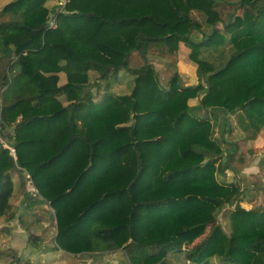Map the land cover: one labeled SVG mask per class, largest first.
Masks as SVG:
<instances>
[{"label":"trees","instance_id":"16d2710c","mask_svg":"<svg viewBox=\"0 0 264 264\" xmlns=\"http://www.w3.org/2000/svg\"><path fill=\"white\" fill-rule=\"evenodd\" d=\"M49 1L0 10V137L16 151L0 140V216L15 215L19 172L55 211L58 250L123 251L131 264H264V209L217 178L227 167L210 116L242 112L264 128V0ZM182 46L199 82L183 86L174 71L164 86L150 56ZM68 62L77 67L63 82ZM90 71L99 99L80 94ZM122 72L133 76L127 94L111 90Z\"/></svg>","mask_w":264,"mask_h":264},{"label":"rangeland","instance_id":"374dc122","mask_svg":"<svg viewBox=\"0 0 264 264\" xmlns=\"http://www.w3.org/2000/svg\"><path fill=\"white\" fill-rule=\"evenodd\" d=\"M10 1H12V0H0V10ZM58 3H61V0L60 1L59 0H50L48 2L49 6L51 8L54 7V5H56ZM226 9H228V8H226ZM224 11H225V8H224ZM194 16L196 18L201 19V15H199V13H195ZM5 19H7V18L6 17H0V21H3ZM189 54H190V49L186 48L185 46H182L180 48L179 52H177V54H175V55H169V56L167 55L164 58L156 56V55L150 56V61L155 65L158 77L164 86H167V84H168L171 76L173 75L174 71L179 72L180 77H181V84L183 86L195 85L199 82V78L197 75V64L194 63L193 61H191ZM142 64H143V59L139 55V53H137V52L133 53L131 56V66L132 67H140ZM70 66H73V67H70ZM76 67L77 66L75 64H73L72 62H68V64L64 68V70L61 72V77H62L63 82H65V80H66L67 69H69V68L75 69ZM97 77H98L97 72L90 71V80H91L90 85L88 88H85V90H82L80 92L81 95L84 94L88 89H90L96 95V99H99L102 97L103 93H101L98 96L99 90H98V85L96 83ZM132 81H133V76L131 74L122 72L120 75V80L116 83H112L111 90L117 94L130 93ZM190 104L192 106L198 105V101L192 100L190 102ZM201 113H203V112H201ZM229 114L227 116L224 111H211V113H210V116H211L212 122H213L214 139H216V142H218L220 144V146L222 147L223 153H226L227 149L229 147V144H228L229 142L225 140L226 138L224 139L223 134H225L226 137H228V140H230V141L233 140V141L238 142V141H240V139L242 137H244L243 138L244 140L248 141L246 138L247 133L245 131L251 130L245 116L244 117L242 116V118H241L242 121L238 122V119H237L238 113H235V114L229 113ZM241 115H244V113L240 112V116ZM226 120L228 122V125H226ZM246 124H248V128L245 127ZM233 133H234V135H233ZM262 136H263L262 137L263 139H261V141L258 144L259 147H257L260 149V151H259V149L253 148V149H250L247 152H245L244 148L241 149V154L243 156V159L241 160V162H243V161H245V162L247 161V162L241 163V164L239 163V165H237L238 164L237 162L234 163V165L237 167L236 168L238 171L237 175L240 174L242 176H239V177L236 176V178L233 181H230V183H232V182L240 183L241 188L244 189V191H245V196L243 198V199H245V202H246L245 204L249 208H251L249 202L247 201L248 199H251L250 201L256 205L252 209H256L259 211L264 209L261 205L262 204V202H261L262 198L264 197V187L255 189L253 186H256L258 184L264 186V168L261 167V162H259L260 160L255 161L256 158H261L262 154L264 153V152H262L264 150V133L262 134ZM249 142H251L250 139H249ZM246 144L248 145V142ZM252 145H250V147ZM258 152H259V154L257 155ZM249 158H251V159L248 161ZM223 160H224V158H223ZM251 160L255 161V163L252 162ZM253 163L258 164L257 165L258 168H255L253 170L250 166L251 164H252V166H254ZM249 170H252L254 173L252 171H251L252 174H247L244 172V171H249ZM226 177L227 176H225V175H221L220 173H217V178L220 181L226 182L227 181ZM255 190H263L261 193H259V198L257 199V201H256V199L253 200L251 198L252 194H253L251 192H253ZM42 200L47 205L46 210H48V213H49L48 216L50 215L51 218H49V219H51V221L49 222V225H47V228L45 230L46 234H43V236H41L42 238L41 239L39 238V239L43 242L45 239V235L46 236L48 235L49 239H52L54 241L56 231L58 233V220H57L55 211L50 207V205L45 201L44 198ZM226 212H227V210H224L222 213L219 214V220L225 226L226 230L228 231V227L226 225L227 219L225 218V216H227ZM40 218H42V217L39 214H36L33 217V220H32L33 223L32 224H34V222H36V220H41ZM27 219H29V217H27ZM44 219H45V217H44ZM40 222H42V220ZM32 224L25 226V228H28L30 233H32L31 232V226H33ZM42 230H43V228L40 227L39 231L42 232ZM211 232H212V228L209 227L207 229V231L205 232V234L203 236H201L197 241L202 242L211 234ZM32 234L34 236L38 237V235H36L34 233H32ZM3 242H4V239H2V241L0 242V245H2ZM54 245H55V241H54ZM54 247L56 249V246H54ZM49 248L52 249L53 247H49ZM16 256H17L16 253L11 252L3 264H7V261L10 259V257L13 258ZM86 256L87 255L85 254L84 256L77 257V264H81V263L85 264L87 262ZM117 258H118V256L116 253L107 256V259H110V261H112L113 264H117ZM120 258H123L122 264H131L125 255H121V257H119V259ZM192 264H196V263H192ZM211 264H223V263H222L220 258L216 257L211 261Z\"/></svg>","mask_w":264,"mask_h":264},{"label":"crops","instance_id":"0c3cea01","mask_svg":"<svg viewBox=\"0 0 264 264\" xmlns=\"http://www.w3.org/2000/svg\"><path fill=\"white\" fill-rule=\"evenodd\" d=\"M203 114H205L204 111ZM230 115V114H229ZM228 116V115H227ZM242 116H240V113L238 112L237 114V119L238 122L242 121ZM245 120V119H244ZM246 121V120H245ZM226 125H228V122L226 120ZM246 128H248V124L245 125ZM251 128V127H250ZM252 130V131H251ZM251 130L245 131L247 133V140H244L242 137L240 141H233V140H228V137H226L225 134H223V137L226 141L229 143V147L227 149V152L225 153V157L223 160V164L226 168L225 172L222 173L221 175L227 176V182L233 181L236 176H242L240 174L237 175V167L234 165V163H246L245 161L241 162L243 159V156L241 154V149L244 148V151L247 152L250 149H259L257 147L261 139H263L262 134L264 133V129L261 131H254L252 128ZM5 134H11L13 133V128L7 127L4 129ZM234 135V133H233ZM245 138V139H246ZM249 139L251 142H249ZM248 142V145L246 144ZM234 147H230L231 145ZM253 144V145H252ZM250 145H252L250 147ZM236 146V147H235ZM236 148V149H235ZM260 151V149H259ZM264 152V150L262 151ZM259 152L257 153V155ZM261 154V153H260ZM251 158L248 159V161ZM256 160H260L261 162V167L264 168V153L262 154L261 158H256ZM252 162L255 163V161L251 160ZM252 164L250 165L251 168L254 170L255 168H258V164ZM252 170L249 171H244L247 174H252ZM254 173V172H253ZM12 178L14 182V191H13V196L11 199V203L13 204L15 208V215L13 218L8 221L5 216H0V242L2 239H4V242L2 245H0V264H3L7 257L10 255L11 252H14L17 254V258L13 257L7 261V264H77V255L72 254V253H67L64 250H57L55 249L54 241L52 239H49L48 235H45V239L42 242L40 239L42 238L43 234H46V228L47 225H49V222L51 221L50 215L48 216V210L47 205L44 203L42 200L43 198H35L30 196V192H32V183L28 178H26L24 175L20 174L19 172H12ZM24 178L25 181L22 179ZM23 182L26 184L23 187ZM255 189L256 188H261L264 187L263 185H256L253 186ZM263 190H255L251 193L252 194V199H257L259 198V193H261ZM251 199H248L247 201L250 204L251 208H254L256 206L253 202L250 201ZM262 207L264 208V197L262 198ZM254 204V205H253ZM46 210V211H45ZM39 214L42 218L41 220H36V222L33 223V217ZM29 217V219H27ZM45 217V219H44ZM25 223V224H24ZM32 224L31 226V232L40 236V239L37 240V242H31L29 240L30 237V231L28 228H25V226ZM42 227L43 230L42 232L39 231V228ZM57 231L55 234V237L57 235ZM54 237V238H55ZM54 245V246H53ZM49 247H53L50 249ZM67 253V254H66ZM118 256L117 258V264H122V259L120 258L121 255H125L123 251H118L115 252ZM115 253H109V254H86V260L87 262L85 264H113L110 259H107L108 255H112ZM85 255V254H84ZM82 255V256H84ZM106 258V259H105ZM110 261V262H109ZM13 262V263H12ZM109 262V263H108ZM84 264V263H81Z\"/></svg>","mask_w":264,"mask_h":264},{"label":"built area","instance_id":"2783aa9c","mask_svg":"<svg viewBox=\"0 0 264 264\" xmlns=\"http://www.w3.org/2000/svg\"><path fill=\"white\" fill-rule=\"evenodd\" d=\"M56 24H55V21H52L51 22V26H55ZM0 140L4 143V146L6 147V148H8L10 151H11V153L13 154V155H15L16 154V151H15V148L12 146V145H10V144H8V143H6V142H4L3 141V139L0 137ZM32 183V182H31ZM32 191H34V192H37L38 190H37V188L32 184V189H31Z\"/></svg>","mask_w":264,"mask_h":264},{"label":"water","instance_id":"95a60500","mask_svg":"<svg viewBox=\"0 0 264 264\" xmlns=\"http://www.w3.org/2000/svg\"><path fill=\"white\" fill-rule=\"evenodd\" d=\"M66 2V0H61V4H64ZM0 110H1V106H0Z\"/></svg>","mask_w":264,"mask_h":264}]
</instances>
